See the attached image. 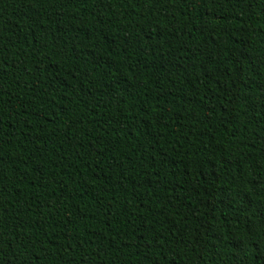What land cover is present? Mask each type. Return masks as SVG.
Segmentation results:
<instances>
[{
    "label": "trees",
    "instance_id": "obj_1",
    "mask_svg": "<svg viewBox=\"0 0 264 264\" xmlns=\"http://www.w3.org/2000/svg\"><path fill=\"white\" fill-rule=\"evenodd\" d=\"M0 264H264V0H0Z\"/></svg>",
    "mask_w": 264,
    "mask_h": 264
}]
</instances>
